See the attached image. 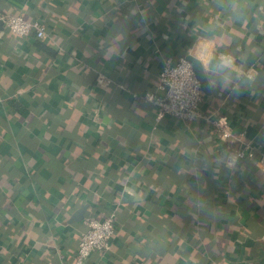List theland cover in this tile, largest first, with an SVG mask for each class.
<instances>
[{"label": "crops", "instance_id": "0c3cea01", "mask_svg": "<svg viewBox=\"0 0 264 264\" xmlns=\"http://www.w3.org/2000/svg\"><path fill=\"white\" fill-rule=\"evenodd\" d=\"M6 13L46 35L0 20V264H73L84 217L110 213V249L83 264H264V166L227 163L203 120L156 123L144 98L165 59L220 37L255 76L201 107L264 150V0H0Z\"/></svg>", "mask_w": 264, "mask_h": 264}, {"label": "built area", "instance_id": "2783aa9c", "mask_svg": "<svg viewBox=\"0 0 264 264\" xmlns=\"http://www.w3.org/2000/svg\"><path fill=\"white\" fill-rule=\"evenodd\" d=\"M0 20L12 34L17 36L41 39L46 35L44 24L35 19H28L21 14H2ZM165 62L170 67L160 83L170 88L172 103L169 104L166 92L158 90L160 87L159 77L164 71L163 62L158 73L156 90L152 93L157 98V102L151 103L154 121L158 123L167 116L185 122L203 120L207 125L213 127L222 141L230 143L227 163L247 158L254 160L259 166H264V150L255 148L251 140L246 138L244 132L234 134L218 109L213 112H206L202 109L201 105L205 96L203 90L199 93L195 92L198 79L194 69L186 61H182L181 57L176 61L165 59ZM236 66L244 77L253 79L255 76L253 69H243L237 63ZM110 81L102 74L97 77V83L100 86H107ZM146 96L147 94L144 98ZM2 101L3 98L0 95V104ZM115 220V213H110L102 218L91 215L84 217V229L76 246L73 264H83L91 253H105L110 249L115 235Z\"/></svg>", "mask_w": 264, "mask_h": 264}, {"label": "clouds", "instance_id": "9594fccd", "mask_svg": "<svg viewBox=\"0 0 264 264\" xmlns=\"http://www.w3.org/2000/svg\"><path fill=\"white\" fill-rule=\"evenodd\" d=\"M124 39L123 36L117 37V43L115 49H109L107 58L111 55H119L120 45L119 41ZM224 41L220 37H211L207 40L199 42L193 49L188 50L186 57H181L182 61H186L187 64L195 69L199 67L200 75L203 77V83L207 85L208 91L212 92L219 90L220 92H227L233 97L240 95L239 90L232 85V79L234 76L239 75V69L236 66L235 57L228 51H220ZM164 62V71L159 77V82L165 76L170 65ZM187 72V69H185ZM160 92H166L168 96L169 104L172 103V96L170 95V88L165 87L163 83H160L158 88ZM202 91L200 81L197 80L195 92ZM147 103L157 102V98L151 92L145 97Z\"/></svg>", "mask_w": 264, "mask_h": 264}, {"label": "water", "instance_id": "95a60500", "mask_svg": "<svg viewBox=\"0 0 264 264\" xmlns=\"http://www.w3.org/2000/svg\"><path fill=\"white\" fill-rule=\"evenodd\" d=\"M194 72H195L197 79L200 81V85H201L202 90L205 93L209 94L210 92L208 91L207 85H205L203 83V77L200 75L199 67L195 68ZM83 209H84V206L81 209H79V211L74 215V218L81 217Z\"/></svg>", "mask_w": 264, "mask_h": 264}, {"label": "trees", "instance_id": "16d2710c", "mask_svg": "<svg viewBox=\"0 0 264 264\" xmlns=\"http://www.w3.org/2000/svg\"><path fill=\"white\" fill-rule=\"evenodd\" d=\"M231 145L229 144L228 148L230 147Z\"/></svg>", "mask_w": 264, "mask_h": 264}]
</instances>
